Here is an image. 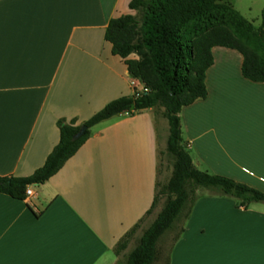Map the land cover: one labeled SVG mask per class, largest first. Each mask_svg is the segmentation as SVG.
I'll return each mask as SVG.
<instances>
[{
    "label": "crops",
    "instance_id": "obj_1",
    "mask_svg": "<svg viewBox=\"0 0 264 264\" xmlns=\"http://www.w3.org/2000/svg\"><path fill=\"white\" fill-rule=\"evenodd\" d=\"M130 1L0 0V177L40 168L58 120L80 126L143 90L104 40L111 19L135 14ZM211 53L206 97L179 114L183 142L212 175L264 193V82L243 78L238 52ZM240 95L263 112L224 130L216 112ZM194 108L211 109L212 123L187 119ZM166 133L153 109L119 114L23 201L0 194V264H118L130 248L116 253L117 243L150 216ZM220 194L196 199L163 264H264V203L243 208Z\"/></svg>",
    "mask_w": 264,
    "mask_h": 264
},
{
    "label": "trees",
    "instance_id": "obj_2",
    "mask_svg": "<svg viewBox=\"0 0 264 264\" xmlns=\"http://www.w3.org/2000/svg\"><path fill=\"white\" fill-rule=\"evenodd\" d=\"M219 7L231 12V22L228 26L209 27V14ZM128 8L135 14L111 19L105 28L104 40L111 45L112 55L123 60L129 76L137 79L144 91L107 103L80 126H75L74 121L58 120L59 140L43 165L27 177H0V194L23 201L27 187L42 185L55 175L89 138L93 126L122 113L162 108L168 127L165 151L174 163L170 179L156 191L150 210L160 196L166 194L168 200L126 261V264H152L157 257V241L172 227L189 198L184 189L188 181L234 198L239 207L264 203L263 192L194 167L182 139L179 117L182 108L206 97L205 74L213 64V48L238 52L242 57L243 78L263 83L264 45L263 56L247 47L244 40L253 33V28L224 0H131ZM198 22L202 26L192 38L186 30ZM132 55L136 58L131 59ZM81 126L86 127L85 132L73 141ZM136 226L117 243L116 253L126 248Z\"/></svg>",
    "mask_w": 264,
    "mask_h": 264
},
{
    "label": "rangeland",
    "instance_id": "obj_3",
    "mask_svg": "<svg viewBox=\"0 0 264 264\" xmlns=\"http://www.w3.org/2000/svg\"><path fill=\"white\" fill-rule=\"evenodd\" d=\"M224 3L231 5L232 8L245 19L247 23H249L253 28V33L249 34L244 42L246 43L247 47L251 50L256 51L260 56H263V45H264V0H224ZM225 5V4H224ZM226 6V5H225ZM232 14L229 10H226L225 7H219L213 10L209 14V27H215L219 25H229V20L231 22ZM202 26L201 22L192 23L188 26L186 32L190 35V37L194 38V35L198 31V29ZM186 38L183 37V40ZM244 95V94H242ZM238 96L231 98V106L225 107V109L216 112L218 118L220 119V123H222L224 130H227V124L229 123H243L247 120L249 116L252 114L261 115L263 111L260 112V109L253 110L251 108H247V98L245 96ZM155 113L162 117V108H155ZM261 113V114H260ZM200 115V117L198 116ZM187 119L190 120H197L201 121L202 124L205 126L206 124L212 123V118L214 114L212 113L211 109H203L200 110L195 108L186 112L185 114ZM216 116V115H215ZM164 119V118H163ZM165 120V119H164ZM166 122V120H165ZM167 125V122H166ZM184 133V132H183ZM168 136V127L167 133L165 135V147H162L159 155V167L157 169V187L156 191L162 189L166 186L168 180L172 175L173 170V163L174 160L172 156L166 153V140ZM183 140H186V136L183 134ZM208 139V138H207ZM187 146V145H186ZM188 148V146H187ZM192 163L194 167L201 171L212 175L211 171L204 165L198 164V159L196 157L195 149L192 148L189 150ZM185 191L188 193L189 198L178 216V218L173 223L172 227L167 230L157 241L156 250H157V257L152 264H163L165 259L167 258V254L169 248L177 235L181 230L182 223L186 216L189 213L190 207L196 201L197 198L201 196H210L209 194L217 192V190L212 188H205L201 186L195 185L193 182L188 181L184 186ZM219 196H224L220 194ZM228 197V196H226ZM170 199L174 198L173 196H169ZM232 201H236L234 198L228 197ZM168 200V195L160 196L154 206V208L149 212L150 216L147 219L141 221L139 225L136 226L134 232L131 234L128 245L130 250H126L120 262L118 264H126L127 258L131 251L137 246L141 236L145 232V230L151 225V223L156 218V214L162 209L165 203ZM127 245V246H128ZM127 248V247H126ZM123 252V251H120Z\"/></svg>",
    "mask_w": 264,
    "mask_h": 264
},
{
    "label": "water",
    "instance_id": "obj_4",
    "mask_svg": "<svg viewBox=\"0 0 264 264\" xmlns=\"http://www.w3.org/2000/svg\"><path fill=\"white\" fill-rule=\"evenodd\" d=\"M85 130H86V127L85 126H81L79 128V130L77 131V133H75L73 135L72 140L75 141V140L79 139L83 135V133L85 132Z\"/></svg>",
    "mask_w": 264,
    "mask_h": 264
},
{
    "label": "built area",
    "instance_id": "obj_5",
    "mask_svg": "<svg viewBox=\"0 0 264 264\" xmlns=\"http://www.w3.org/2000/svg\"><path fill=\"white\" fill-rule=\"evenodd\" d=\"M129 84L134 86V82H133V80H129ZM143 91H144V87H143V90H142V91L135 90V91H134V94H139V93H141V92H143ZM31 186H32V185H31ZM31 186H28L27 189H26V197L31 195V191H30Z\"/></svg>",
    "mask_w": 264,
    "mask_h": 264
}]
</instances>
